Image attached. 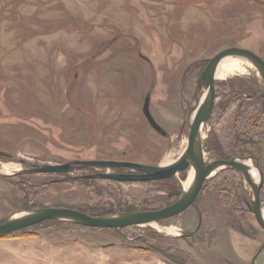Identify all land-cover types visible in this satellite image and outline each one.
Listing matches in <instances>:
<instances>
[{
    "label": "rangeland",
    "instance_id": "374dc122",
    "mask_svg": "<svg viewBox=\"0 0 264 264\" xmlns=\"http://www.w3.org/2000/svg\"><path fill=\"white\" fill-rule=\"evenodd\" d=\"M231 46L264 58V0H0V150L11 154L0 155V223L39 207L105 216L179 198L191 167L153 181L102 175L124 167L35 169L175 161L196 98L207 97L200 72ZM214 92L204 160L250 155L242 161L264 173L263 79L246 67L215 76ZM146 97L161 131L143 113ZM253 195L242 172L220 167L175 216L121 228L45 219L0 235V264H264Z\"/></svg>",
    "mask_w": 264,
    "mask_h": 264
},
{
    "label": "water",
    "instance_id": "95a60500",
    "mask_svg": "<svg viewBox=\"0 0 264 264\" xmlns=\"http://www.w3.org/2000/svg\"><path fill=\"white\" fill-rule=\"evenodd\" d=\"M226 56H236L250 61L259 72L264 81V58L257 53L241 47L231 46L224 48L209 58L206 66L201 70L199 80L205 83L207 99L204 106L197 112L192 121L189 122L188 142L184 154L167 165H152L128 160L113 159H88L77 160L73 163H49L43 164L35 169L38 172H66L73 169L76 165L95 166L99 168H119L124 167L132 170L131 172H105L103 176L120 181H153L167 179L176 172L183 171L188 167H193L195 174L193 183L179 198L172 203L158 209L129 211L119 215L97 216L70 207H39L18 217H10L0 223V235H4L18 229L30 226L45 219H69L77 221L83 225L91 227H116L121 228L127 225L148 223L160 219L175 216L189 207L195 200L204 181L211 171L219 165L236 169L244 174L245 180L254 189L252 200V211L256 221L264 229V217L261 213L260 191L264 181V173L258 166L255 168L260 172L259 182L255 181L243 159L251 158L232 157L230 159H215L210 162L204 160V156L199 148V132L211 115L214 105V79L215 69L219 61ZM198 101V98H196ZM194 109V108H193ZM143 113L148 122L157 131H161V126L153 117L149 108V97L144 100ZM198 145V146H197ZM196 147L198 150H196ZM0 155L11 156L3 150Z\"/></svg>",
    "mask_w": 264,
    "mask_h": 264
},
{
    "label": "bare ground",
    "instance_id": "6f19581e",
    "mask_svg": "<svg viewBox=\"0 0 264 264\" xmlns=\"http://www.w3.org/2000/svg\"><path fill=\"white\" fill-rule=\"evenodd\" d=\"M246 67H248L249 69L254 70L257 75H260L259 72L257 71V69L254 67V65L250 61L245 60V59H242V58H239V57L232 58L230 56H226V57L222 58L219 61V63L217 64V67L215 69V76L216 77L217 76L218 77H222V76H225L226 74H228L230 72H233V71L244 70ZM206 99H207L206 96H199L198 97V101H197V104H196V108H195V110L191 114L190 121H192V119L197 114V112L204 106V104L206 102ZM201 131H202V129H200L199 134L201 133ZM196 150H198L197 147H196ZM183 154H184V152L182 153V155ZM172 162H174V159H172L170 157H166L162 161V166L163 165L170 164ZM246 164L248 166L249 172L252 171V170H256L249 163H246ZM220 167H223V165L216 166L211 171V173H213L214 171H216V169H218ZM194 174H195L194 168L191 167L190 170H189L188 178H187L186 183H185L186 190H188L190 188V186L192 185L193 179H194ZM261 213H262V216L264 217V209H262V208H261ZM20 215H23V214L16 215L15 217H18Z\"/></svg>",
    "mask_w": 264,
    "mask_h": 264
},
{
    "label": "trees",
    "instance_id": "16d2710c",
    "mask_svg": "<svg viewBox=\"0 0 264 264\" xmlns=\"http://www.w3.org/2000/svg\"><path fill=\"white\" fill-rule=\"evenodd\" d=\"M21 230V229H20ZM17 231H19V230H17ZM13 232H16V231H13ZM13 232H10V233H7V234H11V233H13ZM4 235H6V234H4ZM3 236V235H2Z\"/></svg>",
    "mask_w": 264,
    "mask_h": 264
}]
</instances>
